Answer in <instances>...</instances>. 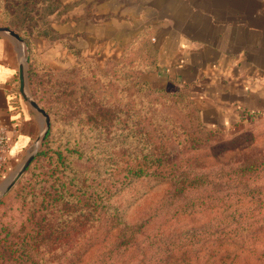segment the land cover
<instances>
[{"label": "rangeland", "instance_id": "rangeland-1", "mask_svg": "<svg viewBox=\"0 0 264 264\" xmlns=\"http://www.w3.org/2000/svg\"><path fill=\"white\" fill-rule=\"evenodd\" d=\"M60 6L0 0V27L23 41L24 91L49 117L0 189V264H264V113L210 128L140 54L48 65L36 44Z\"/></svg>", "mask_w": 264, "mask_h": 264}, {"label": "crops", "instance_id": "crops-1", "mask_svg": "<svg viewBox=\"0 0 264 264\" xmlns=\"http://www.w3.org/2000/svg\"><path fill=\"white\" fill-rule=\"evenodd\" d=\"M58 24L39 40L42 59L103 63L140 54L167 93L187 94L204 125L230 130L264 113V0H60ZM23 45L0 33V124L9 139L5 190L45 131L21 92ZM150 58H148V56Z\"/></svg>", "mask_w": 264, "mask_h": 264}, {"label": "water", "instance_id": "water-1", "mask_svg": "<svg viewBox=\"0 0 264 264\" xmlns=\"http://www.w3.org/2000/svg\"><path fill=\"white\" fill-rule=\"evenodd\" d=\"M0 33H5V34H9L11 37H13L14 39H16L17 41H19L22 44V40L21 38L18 36V34H16L14 31H12L9 28L6 27H0ZM24 70L22 69L20 71V82H21V92L25 95L24 93V84H23V76H24ZM31 105L37 110L39 111L45 118V123H46V127H45V131L43 133V135L46 133V128L49 127V117L47 115V113L41 109L35 102L30 100ZM42 135V137H43ZM41 137V138H42ZM33 155L30 156L27 161H25V163L23 164V166L21 167L20 171L17 173V175L12 179V181L9 183V185L6 187V190L9 189L10 187H12L14 185V183L20 178V176L23 174V172L25 171L26 167L28 166L29 162L31 161Z\"/></svg>", "mask_w": 264, "mask_h": 264}, {"label": "built area", "instance_id": "built-area-1", "mask_svg": "<svg viewBox=\"0 0 264 264\" xmlns=\"http://www.w3.org/2000/svg\"><path fill=\"white\" fill-rule=\"evenodd\" d=\"M9 139L6 130L0 124V171L4 169L6 162V152L8 151Z\"/></svg>", "mask_w": 264, "mask_h": 264}, {"label": "trees", "instance_id": "trees-1", "mask_svg": "<svg viewBox=\"0 0 264 264\" xmlns=\"http://www.w3.org/2000/svg\"><path fill=\"white\" fill-rule=\"evenodd\" d=\"M127 56H128V55H127ZM123 61H124V60H123ZM166 93H167V92H166ZM169 94H172V93H169ZM177 94H178V93H177ZM184 94H185V93H184ZM258 115H260V114H258ZM253 116H256V115H253ZM253 116H251V117H253ZM251 117H250V118H251ZM200 120H201V117H200Z\"/></svg>", "mask_w": 264, "mask_h": 264}]
</instances>
